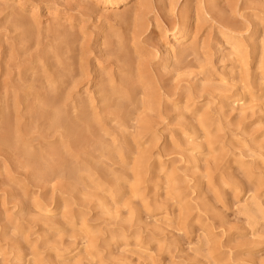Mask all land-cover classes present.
I'll list each match as a JSON object with an SVG mask.
<instances>
[{"label": "rangeland", "instance_id": "rangeland-1", "mask_svg": "<svg viewBox=\"0 0 264 264\" xmlns=\"http://www.w3.org/2000/svg\"><path fill=\"white\" fill-rule=\"evenodd\" d=\"M105 1L0 0V264H264V0Z\"/></svg>", "mask_w": 264, "mask_h": 264}, {"label": "bare ground", "instance_id": "bare-ground-1", "mask_svg": "<svg viewBox=\"0 0 264 264\" xmlns=\"http://www.w3.org/2000/svg\"><path fill=\"white\" fill-rule=\"evenodd\" d=\"M105 2H107V4L108 5H116V0H106ZM117 2H119V1H117ZM122 2V1H121ZM128 2H129V0H128ZM127 3V2H126ZM119 4V3H118ZM117 4V5H118ZM185 37V36H184ZM183 36H180V37H178V38H175L174 40H173V44H176V45H180L183 41H184V38ZM237 42V41H236ZM236 44V43H235ZM237 46V45H236ZM179 47V46H178ZM239 47V46H238ZM237 48V47H236ZM242 52H243V50H242ZM240 52H238L237 50L232 54V55H234V56H238V54H239ZM179 54V53H178ZM241 60V59H240ZM49 112V111H48ZM46 113V112H45ZM45 115V114H44ZM54 115V114H53ZM60 115V114H59ZM51 116V115H50ZM62 116V115H61ZM86 116V115H85ZM54 118V116L51 118V119H53ZM58 118V117H57ZM62 118V117H61ZM72 128V127H71ZM2 129V128H1ZM68 130H70V129H68ZM75 130V129H74ZM2 131V130H1ZM0 131V132H1ZM9 131V130H8ZM3 132V131H2ZM5 134L7 133V132H4ZM10 133V132H9ZM1 134V133H0ZM9 141V137H8V133H7V135H3V133H2V135H0V142L1 143H7ZM25 154V153H24ZM27 155V154H26ZM247 207V206H246ZM42 210H44V209H42ZM85 227V226H84Z\"/></svg>", "mask_w": 264, "mask_h": 264}]
</instances>
